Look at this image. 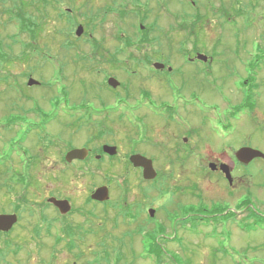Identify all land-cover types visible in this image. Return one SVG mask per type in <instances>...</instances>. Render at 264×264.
<instances>
[{
    "label": "rangeland",
    "instance_id": "374dc122",
    "mask_svg": "<svg viewBox=\"0 0 264 264\" xmlns=\"http://www.w3.org/2000/svg\"><path fill=\"white\" fill-rule=\"evenodd\" d=\"M192 4H196L197 9ZM221 8L224 11L218 10ZM119 11L125 12L124 21L118 18ZM18 13H21V18ZM197 13H200L201 18L199 21H194ZM144 14L147 16L144 22L146 29L152 28L156 21L160 26L156 25L150 35L158 41L171 45L170 50L175 52L178 45L172 46L171 43L185 40L197 42L198 48L205 54H210L211 47L217 42L221 44L220 48L224 52H227V45L235 47L243 46L245 42L250 44L257 41L264 42V0L141 2L5 0L4 3L0 2V213L12 212L17 205L21 207V223L15 232L21 236V264H158L154 257L156 249L153 247L154 250H151L153 243L159 244L160 252H163L166 246L173 248L174 252L178 251V243H166L158 239L161 231H158L153 222H145L143 218L135 222L134 219L122 215L117 225H114L118 212L102 203L88 200L92 192L102 185H109L116 192L120 191L121 186H128L126 202L130 207L136 208L137 205L140 209L141 206L146 207L143 217L145 214L147 216L148 206L150 207L153 201L144 198L139 191L142 186L148 187V183L143 182L142 175L135 172L124 174L125 165L121 166L120 162H118L119 166L116 164L107 166V172H113L115 177L48 175L51 169V157L49 153L42 151L43 143L46 141L39 139L40 132L34 131L32 126L36 122L41 123V120H38V115L31 110L40 107V111L47 113L39 114L45 120L54 110L57 101L61 106L92 107L100 106L103 99H109L111 105H118L119 94H122L121 98L124 100L127 96H137L142 99L136 87H139V90L145 88L146 82L141 77L146 74L147 66L134 65L131 60L128 64L124 63L129 56L146 55L147 50L133 51L130 47L131 50L127 49L125 53H121V67L109 68L97 62L100 54L93 48V42L104 43L107 47L117 43L120 51L124 46L119 40L122 33L127 39L132 38V42H139L140 37L135 38L134 32L140 31L132 26H139L138 16H145ZM68 16L72 17H70L72 22L75 21L72 29ZM28 18L32 22L23 28V32L22 21ZM191 22H197L195 30L189 28ZM79 25L84 26L85 33L78 38L75 34ZM185 25L187 27L180 30ZM188 32H191L189 37ZM91 35L92 38L89 39ZM248 49L253 52L251 48ZM228 52L225 53L226 58L231 56ZM241 58L246 56L243 55ZM184 68L185 73L193 74L194 70L191 67L184 66ZM134 74H138L139 77H132ZM108 76L117 78L121 83L116 94L110 91V87L105 86ZM31 77L39 85L29 87L28 81ZM261 81L259 92H262L263 96L259 94L257 98L259 107L256 110V119L243 121L240 119L232 123L233 129L229 132V137H232L230 143L235 150L240 147L242 149L243 145L248 143L249 147L264 152V74ZM182 88L183 86L178 85L179 90ZM227 95L234 108L244 104L243 95L237 93L235 87L229 86ZM156 107L161 108L162 104H157ZM229 107L220 103L222 110L219 108L216 113L223 117L231 111ZM55 116L57 119L52 123L46 120L49 132L55 131L66 138L78 135L80 144H83L95 131L90 124L81 131L77 130L75 135L76 127L73 126V129L69 126L70 120L64 114L56 113ZM12 119L21 122L8 123ZM112 128L117 136L105 139L118 143L117 145L122 147L125 153L131 149L132 140L134 147L136 142L143 139L133 132L129 119H123ZM141 129L142 126L140 131ZM164 132H158L157 137L162 138ZM211 137L213 138L211 147L214 151H221L224 147L213 134ZM34 152L36 154L38 152L40 159L30 163V159H35ZM121 171H123L122 176L117 174ZM234 175V177L239 176L241 184L250 191L251 219L255 218L264 223V161L256 160L248 168L245 167V170L237 168ZM186 177L169 178L168 184L182 185L181 180L188 184L198 181L204 192L201 200L203 208L209 209L213 206L218 208L219 205L234 206L233 204L241 199V193L233 197L228 195L230 185L219 175L202 174L197 178ZM162 181L163 179L160 178L158 184ZM52 196H68L72 200L77 212L69 215L66 220L74 225L67 236L75 235L74 238H66L59 242L57 241L61 231L59 223L49 225V221L41 222L43 217L42 219L40 217L43 216L42 212L44 213L45 209L48 220L58 219L55 208L48 206L47 199ZM24 197L28 201V206L22 200ZM155 201L162 205L167 203L168 198L157 196ZM196 203L197 200L192 196L187 197L184 202L186 208L199 206ZM253 211L256 214L253 215ZM162 217V214L159 215L160 221H166ZM109 219L111 225L107 224ZM70 227H66V230ZM140 228L143 235L140 233ZM255 229L256 231L250 229L247 238L249 249L245 255L235 253L225 259L220 253L211 254V243L196 242L191 239L185 245L188 250L185 255L166 257L161 253L159 259L162 264H235V261L241 264H264V225ZM35 230H38L39 237H36ZM136 230L139 232L138 236ZM199 230L206 233L210 231L205 225H201ZM203 236V234L199 235L201 239ZM236 239L233 240L234 248L237 251L243 249L244 236ZM190 249L192 254L189 253ZM149 252L154 255L152 258L147 256Z\"/></svg>",
    "mask_w": 264,
    "mask_h": 264
},
{
    "label": "flooded vegetation",
    "instance_id": "af4514ba",
    "mask_svg": "<svg viewBox=\"0 0 264 264\" xmlns=\"http://www.w3.org/2000/svg\"><path fill=\"white\" fill-rule=\"evenodd\" d=\"M128 1L141 2L147 0ZM119 14H125V12L120 11ZM138 17L139 25L147 19L146 15L142 17L139 15ZM156 25L160 27L157 21L154 23V27ZM132 28H135V26H132ZM189 28L195 30L196 26L193 25ZM151 33L148 35L150 42L145 45L140 41L131 43L133 51L146 49L148 53L142 57L129 56L127 62L124 63L128 64L132 61L134 65L147 66L146 74L140 76L146 82L145 88L139 90V87H136L140 91L142 99L137 96H127L124 100L121 98L122 94H119L120 104L118 105H111L108 102L109 99H103L100 106L92 107L89 105L61 106L57 101L54 110L45 120L39 116V114L46 113L40 111V107H35L34 111L31 110L38 115V120H41V123L36 122L32 126L34 131L40 132L39 139L43 142L46 141L43 143L42 151L49 153L51 157V169L48 175L63 176L69 174L75 177H104L108 175L109 177H115L112 174L113 172H107V166L115 164L119 166L118 162L121 166L125 165L124 174L135 172L142 175L143 169L135 167L130 162L131 155L142 154L152 160L157 172V178L154 181L146 182L148 187L142 186L139 188L144 198L153 201H150L151 205L147 209L148 217L146 214L143 217L146 207L141 206V209L138 205L136 208L130 207L126 202L128 186H121L120 191L116 192L114 188L108 185L110 201L103 203V205L118 212L114 225H117L122 215L134 219L135 222L139 221L140 218H143L145 222H153L152 224L158 228V231H161L158 234V239L166 243H178L177 252L166 246V249L162 252L166 257L185 255L188 252L185 245L191 239L196 240V242L211 243V254L220 253L225 259L235 253L245 255L249 249L247 238L253 220L250 217V191L241 184L239 176L234 177V173L237 168L245 170V167L248 168V166L242 165L237 160L236 153L241 147L236 150L233 148L232 143H230L232 137H229V132L233 129L232 123L234 120L256 119L255 114L259 107L257 98L259 94L261 97L263 96V93L261 92V94L259 91L261 90V79H263L264 74V42L257 41L251 44L245 42L243 46L235 47L227 45L228 55H231L228 58L225 57L227 52H224L220 48L221 44L217 42L211 47V53L206 54L208 58L202 59L198 58V54L202 52L198 48L197 42L185 40L171 43L172 46L178 45L177 52H175L170 50L169 46L171 45L154 39L150 35ZM190 33L188 32V34ZM134 34L135 38H138V34L136 32ZM248 48H251L253 52L249 51ZM99 49L100 57L97 62L109 68L119 66V69L121 67L122 54L117 43L112 44V47L104 46V43H101ZM243 55L246 58H241ZM130 59L131 61H129ZM156 64L163 66L157 68ZM184 66L191 67L194 70L193 74L185 73ZM133 76L135 78L139 77L138 74ZM110 77L108 76L105 81L106 87H109L108 79ZM178 85L183 86V88L179 90ZM229 86L230 88L235 87V91L243 95V105L236 108L231 105V99L227 97ZM118 87L120 88L121 85ZM109 89L116 94L117 89ZM64 94L66 95V92ZM113 98L112 96V100ZM219 102L231 108V111L223 117L221 114L216 113L220 108ZM157 104H162V107L157 108ZM56 113L64 114L70 120L71 124L69 126L76 127V131L73 127L75 135L90 124L95 128V131L83 144L79 143L78 135L66 138L55 131L49 132V125L46 120L48 119L51 123L56 121ZM125 114H127L126 117ZM123 119H129L133 132L143 137L140 142L135 143L134 147L132 145L133 140L131 141L129 154L128 152L125 153L123 148L117 145L118 143L105 139L117 136L112 127L122 122ZM11 122L16 124L21 121L12 119L8 123ZM139 126H142V131H140ZM161 131H165L161 135L163 139L157 137L158 132ZM212 134L224 147L221 151H214L211 147ZM105 145L116 146L118 154L110 156L105 153ZM243 147H249L248 143H245ZM73 149H86L87 155L82 160L77 159L68 162L66 156ZM34 155L35 159H30V163L40 159L38 152L37 154L34 152ZM211 164L215 165V170L210 168ZM224 164L229 166L231 176H233L232 183L229 180L227 181L230 185L228 195L233 197L241 193L239 201L237 200L235 204L231 202L234 206L223 207L219 205L218 208L215 206L209 209L203 208L201 200L204 192L198 181L197 183L193 181L188 184L181 180L180 184L182 185L175 184L172 186L168 184L169 178L186 176L197 178L202 174H216L225 179V174L221 168ZM122 172L117 174L122 176ZM160 178L163 181L158 184ZM157 196H167V203L162 205L156 203ZM190 196L197 200L196 204L199 206L194 208L188 206L186 208L184 202ZM56 198L58 200H68L72 205L71 212L64 215L59 209L48 203V206L51 205L55 208L58 219L48 220V216H45L47 213L45 209L44 213L42 212L43 216L39 214L41 219L43 217L41 222L49 221V225H53L55 222L59 223L61 231L57 240L63 241L66 238H74L75 235L67 236L74 225L70 224L66 218L68 219V216L73 215L77 210L68 196H56ZM24 204L28 206L26 203ZM151 210L153 211L152 216ZM82 211L84 212L83 209ZM161 214L166 221H160L159 215L161 216ZM0 215L17 216V222L9 231H0V264H21V236L15 233L21 223V207L17 205L12 212H4ZM107 220L108 218L104 221ZM107 224L111 225L110 219ZM201 225L209 227L210 231L206 233L199 230ZM66 227L70 228L66 230ZM141 228L140 233L143 235ZM136 234L139 235L137 230ZM201 234L204 235L202 239L199 237ZM39 236V233L36 234V237ZM241 236H244L243 249L237 248V251L234 248L233 240L236 238L238 240V237ZM191 250H189L190 254H192ZM235 264L241 263L235 261Z\"/></svg>",
    "mask_w": 264,
    "mask_h": 264
},
{
    "label": "water",
    "instance_id": "95a60500",
    "mask_svg": "<svg viewBox=\"0 0 264 264\" xmlns=\"http://www.w3.org/2000/svg\"><path fill=\"white\" fill-rule=\"evenodd\" d=\"M84 33V28L83 26H79L76 30V35L78 37L82 36ZM199 58L206 59V56L204 55H198ZM156 67H159V65H156ZM108 83L110 86L113 88H116L117 86L120 85L119 81L115 78H110L108 80ZM39 83L35 81L34 79L30 78L28 85L33 86V85H38ZM104 152L107 154L114 156L117 154V148L114 146H104ZM87 155V150L86 149H73L68 152L67 154V161L72 162L73 160L79 159L82 160L85 158ZM262 158L264 159V153H262L259 150H255L252 148H242L237 152V159L243 163V164H250L253 160ZM131 163L138 168L143 169V178L145 180H154L157 176V173L153 167V163L151 160L147 159L146 157L140 155V154H135L130 157ZM213 169H215L214 165H211ZM222 170L224 171L227 179L232 183V177H231V172L230 168L227 165H222ZM91 199L97 202H105L109 200V189L106 186L99 187L96 189L93 194L91 195ZM49 203L53 204L56 206L62 214H67L72 210V206L68 200H58L56 198H50ZM153 211H151V216ZM17 222V216L12 215V216H7V215H0V231L7 232L9 231L13 225Z\"/></svg>",
    "mask_w": 264,
    "mask_h": 264
},
{
    "label": "trees",
    "instance_id": "16d2710c",
    "mask_svg": "<svg viewBox=\"0 0 264 264\" xmlns=\"http://www.w3.org/2000/svg\"><path fill=\"white\" fill-rule=\"evenodd\" d=\"M0 2H2V3H4L5 2V0H3V1H0ZM219 10H221V11H224V9H219ZM20 18H21V13H18L17 14ZM96 16H98V15H96ZM121 16V18H124V15H120ZM201 18V16H199V15H197V18L195 17V21H199V19ZM22 19H24V17L22 18ZM30 22H32L29 18L28 19H26V20H24V22L22 21V31L24 32V30H23V28H26L27 27V25H29L30 24ZM193 25H196L195 23H193ZM24 26V27H23ZM154 28V27H153ZM153 28H148V29H146L145 31H140V32H137L138 33V38L140 37V39H139V41L143 44V45H145L147 42H150L149 41V39H148V35H149V33H151L152 31H153ZM139 29V28H138ZM32 38H34V35L32 36ZM132 38H130V37H128V39L122 34V35H120V37H119V40H120V42L124 45V48H123V50L121 51V53H125V51L127 50V49H130V47H131V43H132V40H131ZM95 50H96V52L98 53V51H99V49H98V47L96 46L95 47ZM131 50V49H130ZM250 110H252V108H250ZM25 203L26 202H28L27 201V199H25V197H24V199H22ZM254 214H256L254 211H253V215ZM252 215V216H253ZM36 232H37V234L39 233L38 232V230H36ZM156 249V250H154V248ZM161 247L159 246V244L156 242V243H153L152 244V251L154 250L155 251V253H154V255H155V259H156V261L158 262V264H162L161 263V261H160V255H161V252H160V249Z\"/></svg>",
    "mask_w": 264,
    "mask_h": 264
}]
</instances>
